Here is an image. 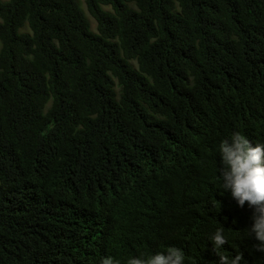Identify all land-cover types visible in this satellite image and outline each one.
<instances>
[{
    "label": "trees",
    "instance_id": "16d2710c",
    "mask_svg": "<svg viewBox=\"0 0 264 264\" xmlns=\"http://www.w3.org/2000/svg\"><path fill=\"white\" fill-rule=\"evenodd\" d=\"M84 4L0 0V264H264L217 153L264 143V0Z\"/></svg>",
    "mask_w": 264,
    "mask_h": 264
},
{
    "label": "clouds",
    "instance_id": "9594fccd",
    "mask_svg": "<svg viewBox=\"0 0 264 264\" xmlns=\"http://www.w3.org/2000/svg\"><path fill=\"white\" fill-rule=\"evenodd\" d=\"M217 153L223 165L218 176L220 188L230 192L236 204L253 210L251 224L245 228L246 236L255 241L253 250L264 254V143L252 146L245 135L234 132L221 140ZM214 252H219L228 243L223 228H217L208 236ZM218 264H242L243 254L219 255ZM180 249L169 248L147 256L130 257L127 264H184ZM101 264H119L112 257L102 258Z\"/></svg>",
    "mask_w": 264,
    "mask_h": 264
},
{
    "label": "rangeland",
    "instance_id": "374dc122",
    "mask_svg": "<svg viewBox=\"0 0 264 264\" xmlns=\"http://www.w3.org/2000/svg\"><path fill=\"white\" fill-rule=\"evenodd\" d=\"M80 4L82 5V7L84 8L85 7V4H84V0H79ZM91 23L92 25L94 26V21L91 19Z\"/></svg>",
    "mask_w": 264,
    "mask_h": 264
}]
</instances>
